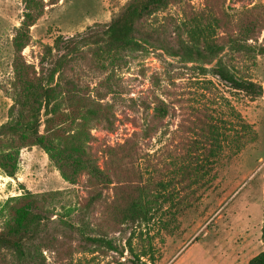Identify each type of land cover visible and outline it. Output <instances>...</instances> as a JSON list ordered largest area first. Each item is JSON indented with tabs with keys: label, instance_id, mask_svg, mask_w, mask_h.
<instances>
[{
	"label": "rangeland",
	"instance_id": "obj_1",
	"mask_svg": "<svg viewBox=\"0 0 264 264\" xmlns=\"http://www.w3.org/2000/svg\"><path fill=\"white\" fill-rule=\"evenodd\" d=\"M126 1L0 0V125L21 90L33 95L29 102L36 106L38 62L46 45L58 35L108 22ZM176 29L186 40L188 32L202 30L194 33L201 45L222 47L211 64L220 59L261 85L262 94L251 99L235 92L196 63L158 48L102 59L87 51L72 61L63 75L73 82L72 94L63 84L67 94L38 115L37 134L45 146L0 137V231L32 203L49 219L42 236L46 248L37 254L44 264L136 262L126 248L120 257L89 242L83 246L76 228L89 237L105 234L120 246L129 241L146 264H248L262 249L264 0H181L141 26L173 47ZM229 40L242 48L231 50ZM159 100L166 104L163 118L153 111ZM207 113L226 127L227 141L219 140L221 150L205 161L210 144L199 127ZM237 114L254 132V139L238 141L244 142L238 150L232 142ZM88 162L111 183L90 175ZM183 166L190 172L180 174ZM198 169L202 177L194 182ZM161 180L173 185L183 206L168 229L142 224L114 233L112 201ZM98 191L101 196L89 205ZM0 264H14L9 253L0 251Z\"/></svg>",
	"mask_w": 264,
	"mask_h": 264
},
{
	"label": "trees",
	"instance_id": "obj_2",
	"mask_svg": "<svg viewBox=\"0 0 264 264\" xmlns=\"http://www.w3.org/2000/svg\"><path fill=\"white\" fill-rule=\"evenodd\" d=\"M179 1L181 0H127L108 22L94 24L83 32L70 37L58 35L51 45H46L43 48L39 58L40 73L37 78L36 106L32 107L29 102L33 95L25 96L21 90L15 105L8 111L7 120L0 125V137L7 135L41 147L45 146V140L37 134L39 112L41 109L48 111L56 107L60 99L59 96L62 93L64 96L67 94V91L63 90V84L69 91L68 95L72 94L73 82L65 81L64 71L72 61L81 59L87 51L99 55V59H102L107 55L113 56L121 52H139L148 47L158 48L172 57H179L182 62L196 63L194 67L201 73H209L235 92H240L251 99L260 96L262 94L261 85L250 80L245 74L233 71V68L228 67L220 59L211 64L212 59L222 51V47L201 45L194 33L198 36L202 30L198 33L188 32V34L190 33L189 39L186 40L177 33L176 29L172 32L176 42L174 47L157 35L141 30V26L148 19L166 10L170 4ZM228 42H230L231 50L239 51L242 48L235 40ZM153 111L159 117H165L167 115L166 104L159 100L158 104L153 107ZM204 116L199 130L203 141L210 144L205 151L207 155L204 160L206 161L208 157L217 156V152L221 150L218 145L219 140L220 143L226 142L227 138L225 136L226 127L218 125L217 121L208 113ZM236 119L239 129L235 131L232 142L238 150L244 143L238 145V141L244 136L248 140L254 139V132L251 125L246 123L240 115L237 114ZM86 166H88L89 174L102 182L103 185L111 183L109 176L103 170L90 162ZM178 171L180 174L190 172L187 166L180 167ZM198 171L199 169L193 172L195 174L194 182L202 177ZM151 184L152 182H149L143 187H135L129 192V195L125 194L127 197L122 194L118 200L112 201L109 211L114 233L121 234L129 225L142 224H159L164 229H168L169 223L174 220V214L183 207L180 200H175L178 192L174 190L172 184L165 180ZM100 196L99 191L96 192V195H92L88 201L89 205H92ZM168 202L169 204H167ZM19 215L17 221L8 224L7 230L0 231V251L9 253L14 264H44L42 255L39 254L38 258L37 254L40 253L41 248H46L43 244L47 238L42 236L47 232L44 223L49 219H46V216L30 202L22 206ZM65 224L71 230L75 227L71 223L65 222ZM76 230L82 236L80 242L84 243L83 246L89 242L93 246L116 252L120 257L123 256L126 248L136 261H131L132 264H146L140 261L143 254L133 253L129 241L125 243L124 247L105 234L89 237L80 229L76 228ZM261 239L262 249L249 259L248 264H264V224L261 228Z\"/></svg>",
	"mask_w": 264,
	"mask_h": 264
}]
</instances>
